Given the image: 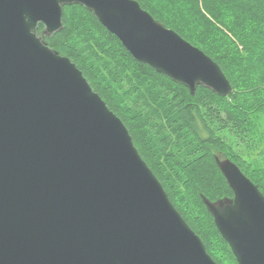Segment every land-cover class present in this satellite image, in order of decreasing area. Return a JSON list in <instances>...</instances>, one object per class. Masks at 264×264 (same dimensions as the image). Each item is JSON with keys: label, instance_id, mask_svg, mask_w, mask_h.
Listing matches in <instances>:
<instances>
[{"label": "water", "instance_id": "95a60500", "mask_svg": "<svg viewBox=\"0 0 264 264\" xmlns=\"http://www.w3.org/2000/svg\"><path fill=\"white\" fill-rule=\"evenodd\" d=\"M71 5L190 94L232 92L135 0H0V264H216L121 120L45 43ZM215 163L233 197L201 200L236 263L264 264V196L229 159Z\"/></svg>", "mask_w": 264, "mask_h": 264}, {"label": "trees", "instance_id": "16d2710c", "mask_svg": "<svg viewBox=\"0 0 264 264\" xmlns=\"http://www.w3.org/2000/svg\"><path fill=\"white\" fill-rule=\"evenodd\" d=\"M221 69L232 92L194 94L137 62L82 6L63 8L44 41L81 71L124 124L142 160L216 264H237L201 196L232 198L215 157L233 162L264 196V0H135ZM43 26L38 25L40 35Z\"/></svg>", "mask_w": 264, "mask_h": 264}]
</instances>
